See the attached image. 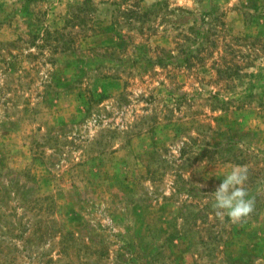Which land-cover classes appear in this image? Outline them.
<instances>
[{
    "label": "rangeland",
    "instance_id": "rangeland-1",
    "mask_svg": "<svg viewBox=\"0 0 264 264\" xmlns=\"http://www.w3.org/2000/svg\"><path fill=\"white\" fill-rule=\"evenodd\" d=\"M0 264H264V0H0Z\"/></svg>",
    "mask_w": 264,
    "mask_h": 264
},
{
    "label": "clouds",
    "instance_id": "clouds-1",
    "mask_svg": "<svg viewBox=\"0 0 264 264\" xmlns=\"http://www.w3.org/2000/svg\"><path fill=\"white\" fill-rule=\"evenodd\" d=\"M248 180L246 167L237 166L224 175L222 183L211 195L214 198L213 208L223 218L227 216L231 222L240 223L255 210V200L249 197L245 184Z\"/></svg>",
    "mask_w": 264,
    "mask_h": 264
}]
</instances>
